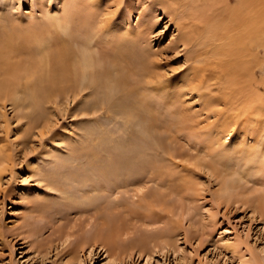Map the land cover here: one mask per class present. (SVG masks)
I'll return each mask as SVG.
<instances>
[{
  "label": "rangeland",
  "instance_id": "rangeland-1",
  "mask_svg": "<svg viewBox=\"0 0 264 264\" xmlns=\"http://www.w3.org/2000/svg\"><path fill=\"white\" fill-rule=\"evenodd\" d=\"M158 1L0 0V34L38 29L77 57L87 45L105 72L74 91L0 94V264H264V212L254 201L264 197V169L239 149L264 142L246 135L264 123V46L251 40L257 34L245 40L250 72L237 73L235 95L211 55L224 40L178 41L183 24L201 26L189 16L206 1ZM64 17L66 30L55 24ZM31 46L15 57L22 65L38 56ZM42 66L29 81L46 76ZM118 77L124 85L111 83ZM226 120L229 135L212 139ZM224 182L237 185L227 200L218 198ZM99 183L128 185L82 198ZM107 223L112 245H81Z\"/></svg>",
  "mask_w": 264,
  "mask_h": 264
},
{
  "label": "bare ground",
  "instance_id": "bare-ground-1",
  "mask_svg": "<svg viewBox=\"0 0 264 264\" xmlns=\"http://www.w3.org/2000/svg\"><path fill=\"white\" fill-rule=\"evenodd\" d=\"M165 1L166 2L168 1L171 4L172 0H159L158 3H164ZM205 1H206V7L193 8L189 16V20L200 19L202 21L201 26L195 29V27H193L192 25L183 24V26L180 28L181 31L179 30L180 33L178 35V41L179 42L181 41V44L193 42V40L199 33L200 34L202 33V35L205 34L206 36L214 39L215 41L224 40L225 44L216 45L214 48H212L211 50L212 60H214L215 62L214 64L218 68H220V70L224 71V73L227 76L226 85L228 86L229 89L232 88L233 89L232 93L236 95L237 91H241L239 90L241 88V84L236 82L237 81L236 78L240 77L238 76L237 73L239 74L249 73L250 68L248 70V67L251 66V65L249 66V64L247 65L246 64L247 60H245L246 58L245 52L249 51L247 47L245 48L246 46L244 44L245 40L249 37L253 38L255 37L253 35L257 34L259 37L251 40L256 41L257 46L261 44L264 46L263 43L264 41H262V36L264 37V26H263L264 0H235L234 1L235 3L232 5L229 4V0H222V1L220 0L221 2L224 3V6L221 7L222 9L219 11H217V9L216 11L212 10L211 6L213 0H205ZM67 20H68L67 18L66 20L55 19V24L58 27L66 30L68 29L70 24L69 21ZM37 30L38 29H36V31L33 30V31L23 32L21 33V35H16L13 32V30H9V31L7 30L6 31L7 33L5 32L0 34V94H7L8 91H10L11 89H18L22 87L29 89L31 95L36 94V91H45L49 94V92L63 91L66 89V87L67 88L69 87L70 91H74L76 90V86L78 85L77 84L78 80L84 81L85 79L86 80L88 79L91 86L93 85L97 86L99 82H101V77L105 74V72H103L100 68L99 70H96V66L99 65L101 61L100 59L101 57L99 58L96 55H94L93 54L94 51L90 50V47L86 45L83 48H81L82 52L80 56L77 57L76 56L77 54H74V51L70 47H68L67 44L61 42V40L56 38V36L46 37L45 33L39 32V30L38 31ZM49 41H53L55 46L54 49L46 46V44L49 43ZM31 43H34L35 47L33 49L37 50L36 54L38 53V56L36 55L37 57L35 59L33 58V56L31 58L29 57L30 58V60H28L29 62L26 65H22L21 61L19 59H15V57L29 50L31 53L32 52L30 48ZM243 44L245 45L244 47ZM110 57L114 59L116 58L121 59L122 56L118 55L115 57L113 55H110ZM209 61H211V58ZM127 62L129 64V61ZM204 62L205 65L209 64L208 62L206 63V61ZM40 64L43 65L42 67L49 65L48 70H46L47 72L45 71V74L47 73L46 76L39 81L38 80L29 81L32 78L33 72H35L34 70ZM204 68L206 69L207 67L205 66L202 67V69ZM209 69H211V67H209ZM41 75L42 74H39V76ZM20 77H23L25 80L29 82L26 84H22L21 83L22 81L21 82L19 81ZM34 79L35 78H33V80ZM111 83L116 84V86L124 85L125 83L124 77H118L117 79L112 80ZM87 87L89 86H85L81 90L83 91ZM47 93H45V95ZM222 96L224 97V95ZM139 100H141L145 104V100L143 98H139ZM231 103L232 102H230V104ZM252 125L249 126L246 135H249L248 133L251 134L257 133L261 136L264 135V123H262V125H260L259 127H257V125L256 127L255 125H253L254 126L253 127ZM230 127L231 124L229 121L226 120L221 122V124L217 127V130L214 134L215 136H213L212 139H215L217 141L220 138L223 139L226 138L232 129ZM248 137L252 139L251 136ZM239 149L244 158L252 157L254 159H257L256 161L259 162L257 167L260 170L264 169V142H259L258 144H254L252 145V147L245 145ZM229 153L231 152L227 151V154L225 153V155H227L229 158L234 160L235 155L234 154L229 155ZM242 159L243 158H240L239 160L242 161ZM100 172L102 176H108L106 173L107 171L106 172L100 171ZM141 184H142L141 181L137 180L134 182L133 185H137V189L141 191L143 188L142 186L143 184L142 185ZM127 185H128L127 183H122L121 185L116 184L112 187L113 189L111 188V190H109L107 186H105L102 183L93 184L89 189L80 191V194L83 199H90L91 197L89 194L92 191L96 190L98 193L99 191L101 192V191L109 190L111 194H115L117 193L120 187H127ZM57 186H55L56 189L60 191V193H63L64 191L61 189L62 187L59 188ZM236 188L237 185L235 182H224L222 189L218 193V198L223 200L229 199L235 193ZM254 201H256V207L260 209L261 212H264L263 195L258 198L256 197ZM106 227L107 228L105 230L96 229L91 233V235L85 236L81 241V245L82 246L87 244L95 245L96 243L99 242L103 244V247L112 245L114 242L113 238L116 232V226L114 225V223H107ZM104 251H106V249ZM242 264H260V263L254 259H249L243 261Z\"/></svg>",
  "mask_w": 264,
  "mask_h": 264
}]
</instances>
